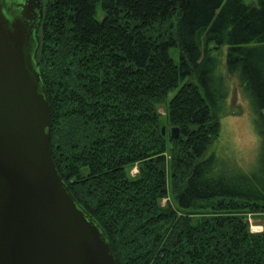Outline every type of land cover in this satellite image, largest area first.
<instances>
[{
  "label": "trees",
  "instance_id": "16d2710c",
  "mask_svg": "<svg viewBox=\"0 0 264 264\" xmlns=\"http://www.w3.org/2000/svg\"><path fill=\"white\" fill-rule=\"evenodd\" d=\"M42 2L51 156L119 264H264V231L247 223L264 215V115L256 173L201 160L220 129L213 50L229 46L228 72L264 113V0Z\"/></svg>",
  "mask_w": 264,
  "mask_h": 264
},
{
  "label": "water",
  "instance_id": "95a60500",
  "mask_svg": "<svg viewBox=\"0 0 264 264\" xmlns=\"http://www.w3.org/2000/svg\"><path fill=\"white\" fill-rule=\"evenodd\" d=\"M22 8L42 19L41 0ZM30 34L0 5V264H119L52 159L49 103Z\"/></svg>",
  "mask_w": 264,
  "mask_h": 264
},
{
  "label": "rangeland",
  "instance_id": "374dc122",
  "mask_svg": "<svg viewBox=\"0 0 264 264\" xmlns=\"http://www.w3.org/2000/svg\"><path fill=\"white\" fill-rule=\"evenodd\" d=\"M228 51V45H221L211 53V57L215 60V69L212 73L210 91L215 98V112L219 118L220 129L217 139H214L208 146L201 160H212L211 172L214 175L220 172L252 174L256 173L259 168L262 141L258 132V124L261 114L264 115V113L257 111L253 106L249 92L240 81L239 74L228 72L226 67ZM185 78L184 81L190 80L202 88L194 73ZM184 81L180 82L178 88ZM164 110L163 106H158L164 130L171 132L172 128L167 126ZM137 173L138 167L134 166L130 174L135 176ZM167 200L168 198H164L161 201L162 207L165 206ZM250 222L254 227L261 228V232L264 231V215H248L249 226Z\"/></svg>",
  "mask_w": 264,
  "mask_h": 264
},
{
  "label": "flooded vegetation",
  "instance_id": "af4514ba",
  "mask_svg": "<svg viewBox=\"0 0 264 264\" xmlns=\"http://www.w3.org/2000/svg\"><path fill=\"white\" fill-rule=\"evenodd\" d=\"M26 0H0V5L3 9H6L7 13L11 15L12 19H20L22 22H26L28 24L29 29L31 30V34L29 36V43L31 46L32 53L37 47L38 43V32L41 24V20H38V10H25L22 7L25 5ZM42 5V16H43V2L41 0ZM8 17V15H6ZM31 17V20H27V17ZM9 18V17H8ZM35 27V28H33Z\"/></svg>",
  "mask_w": 264,
  "mask_h": 264
},
{
  "label": "built area",
  "instance_id": "2783aa9c",
  "mask_svg": "<svg viewBox=\"0 0 264 264\" xmlns=\"http://www.w3.org/2000/svg\"><path fill=\"white\" fill-rule=\"evenodd\" d=\"M250 223H251V222H250ZM249 231H250V233H252V234H256V233H260V232H261V228L258 229V228H256V227H254V226L252 225V223H251V225L249 226Z\"/></svg>",
  "mask_w": 264,
  "mask_h": 264
}]
</instances>
